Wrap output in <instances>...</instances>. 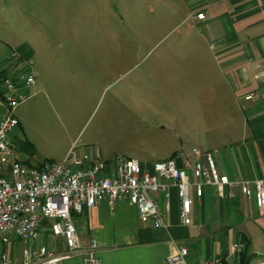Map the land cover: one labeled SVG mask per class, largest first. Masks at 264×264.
I'll list each match as a JSON object with an SVG mask.
<instances>
[{
	"label": "crops",
	"instance_id": "1",
	"mask_svg": "<svg viewBox=\"0 0 264 264\" xmlns=\"http://www.w3.org/2000/svg\"><path fill=\"white\" fill-rule=\"evenodd\" d=\"M20 1L12 5L15 18L10 21V34L4 36L18 39L11 52L17 50L21 57H32V42L42 40L47 14L39 0ZM57 1L63 8L67 1L75 0ZM167 5L174 16L171 30L177 34L175 48L163 52L165 57L180 59L170 61V65L179 72L191 71L194 79L188 86L204 91L209 104L220 107L213 115L217 125L209 116L203 118L206 145L201 151H209L216 168L230 178L264 180V0H170ZM197 12H203L204 17L197 18ZM9 61L5 60L0 70ZM198 70L200 74L194 72ZM231 115H235V122ZM194 147L173 148L160 159L190 153ZM74 148L79 154L91 149ZM229 190L231 196L221 197L215 186L205 185L198 197L191 188L189 224L179 217L174 188L166 226L142 222L136 207L124 201L111 205L103 200L90 208L84 206L81 213L73 215L79 243L86 247L95 241L102 264H163L179 246L187 248L188 264L215 256L227 264H237L240 252L233 251L232 243L241 241L242 249L253 255L249 264H264V209H259L253 196L246 197L239 187ZM40 244L55 251L64 248L47 226L34 242ZM25 245L20 239L0 241V254L20 259ZM62 264H82V260L76 255Z\"/></svg>",
	"mask_w": 264,
	"mask_h": 264
},
{
	"label": "rangeland",
	"instance_id": "2",
	"mask_svg": "<svg viewBox=\"0 0 264 264\" xmlns=\"http://www.w3.org/2000/svg\"><path fill=\"white\" fill-rule=\"evenodd\" d=\"M19 1L0 0V66L18 42L4 33ZM39 1L47 19L42 40L32 42L36 81L8 134L22 162L61 161L72 144L140 162L173 148H204L203 118L217 125L220 107L188 86L191 71L170 65L180 59L163 53L175 48L177 34L170 0H75L63 8L57 0ZM196 92L198 98L190 96Z\"/></svg>",
	"mask_w": 264,
	"mask_h": 264
},
{
	"label": "built area",
	"instance_id": "3",
	"mask_svg": "<svg viewBox=\"0 0 264 264\" xmlns=\"http://www.w3.org/2000/svg\"><path fill=\"white\" fill-rule=\"evenodd\" d=\"M195 16L202 19L204 13ZM9 57V64L0 70V241L20 239L26 245L20 259L0 254V264H62L76 255L82 264H102L95 241L86 247L80 245L73 215L103 200L111 205L120 201L134 205L139 219L155 227L167 224L172 188L184 224L191 222V188L200 197L205 185L215 186L221 197L231 196L229 189L237 186L246 197L253 196L259 209H264L263 179L230 178L216 168L209 151L196 147L190 153L140 162L124 156L104 159L92 147L79 154L74 144L61 161L25 164L15 154L8 134L19 122L17 107L32 94L33 61L30 56L21 57L17 50ZM44 226L62 241L63 249L34 245ZM243 246L241 241L232 243L233 251L238 253ZM186 254L187 248L179 246L163 264H188ZM199 264L227 262L215 256Z\"/></svg>",
	"mask_w": 264,
	"mask_h": 264
},
{
	"label": "trees",
	"instance_id": "4",
	"mask_svg": "<svg viewBox=\"0 0 264 264\" xmlns=\"http://www.w3.org/2000/svg\"><path fill=\"white\" fill-rule=\"evenodd\" d=\"M240 260L237 264H249L250 260L253 258V255L247 254L245 249H242L239 254Z\"/></svg>",
	"mask_w": 264,
	"mask_h": 264
}]
</instances>
